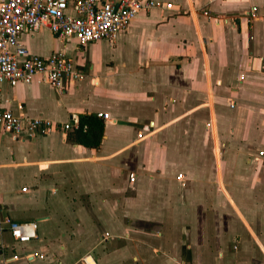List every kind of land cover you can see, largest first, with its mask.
Returning a JSON list of instances; mask_svg holds the SVG:
<instances>
[{"label":"crops","instance_id":"1","mask_svg":"<svg viewBox=\"0 0 264 264\" xmlns=\"http://www.w3.org/2000/svg\"><path fill=\"white\" fill-rule=\"evenodd\" d=\"M156 1L172 9L138 15L114 44L130 46L132 59L95 68L77 59L83 46L74 40L47 29L22 36L34 54L63 50L84 77L61 93L38 78L4 84L2 105L58 123L98 112L111 120L98 148L67 140L75 122L34 138L0 131V264H264V0ZM251 6L254 20L245 15ZM229 110L240 117L224 118ZM190 126L193 140L184 139ZM230 126L238 134L229 145ZM198 135L202 146L213 143V166ZM176 160L187 171L169 181ZM189 174L177 198L176 182ZM216 174L217 185L208 182ZM231 174L256 176L226 182ZM211 191L218 200H202ZM224 216L242 235L235 251ZM10 221L36 223L35 237L15 242Z\"/></svg>","mask_w":264,"mask_h":264},{"label":"built area","instance_id":"2","mask_svg":"<svg viewBox=\"0 0 264 264\" xmlns=\"http://www.w3.org/2000/svg\"><path fill=\"white\" fill-rule=\"evenodd\" d=\"M154 8L172 9V3L156 0H0V88L4 84L10 87L30 85L38 78L61 93L84 77L74 59L63 50L52 51L46 56L30 52L21 42L24 34L47 29L54 37L65 42L74 40L83 47L102 40L114 46L118 35L134 18ZM257 12V6H251L245 15L254 20L258 18ZM214 20L218 23L216 18ZM97 117L111 120L107 113L98 112ZM72 122L78 125L77 115H72L71 121L65 123L16 115L0 101V131L3 133L34 138L70 130ZM259 155L264 158V151H259ZM182 177V174L177 176L178 180ZM135 179L136 174L130 173L129 182L132 184ZM7 229L15 242L27 243L35 237L37 225L10 221Z\"/></svg>","mask_w":264,"mask_h":264},{"label":"rangeland","instance_id":"3","mask_svg":"<svg viewBox=\"0 0 264 264\" xmlns=\"http://www.w3.org/2000/svg\"><path fill=\"white\" fill-rule=\"evenodd\" d=\"M102 40V45H96L94 43L90 44V45H87L83 48L79 47L78 49V54H77V59L84 62V64L89 65V64H93L94 67L96 68L99 64V61H102V62H110V61H117V59H120L122 57L125 56V58H127L128 56L132 59L134 57L133 55V50L130 49L131 47L130 46H127L125 48V51H123L122 49V42H119L117 43L115 46H111L110 44H108L106 41ZM97 43V42H96ZM115 48V49H114ZM131 51V52H130ZM96 70V69H95ZM93 70V71H95ZM240 112H236L234 110H229V112H224V118L227 117V118H231L233 120H236L240 117ZM195 116L197 117V119H199L200 121L203 120V117L205 116L204 112H199V113H196ZM221 123L219 124V128H218V133H219V137L220 136H224V129L225 127H220ZM193 129H201V126H199L197 128L194 127ZM233 129H236V128H232L231 126L227 128V131H228V134L231 136L229 138V141L227 142L229 145L231 143V141L233 140L234 137L237 138V132L235 133H232V130ZM192 130V126H190L188 128V134H185V138H188V139H195L194 135L193 134H190V131ZM218 137V138H219ZM203 138L205 139L206 137L202 135L199 136H196V142L197 143V147H203V150L205 151V155H207V158H205V161L204 162H208V163H211L212 166L215 162V159L213 158L212 155H210L211 153V148L213 146V143L211 140H209V142L205 143L206 145L205 146H202L203 142ZM222 141H223V138H221ZM239 139V138H238ZM233 145H231L232 147ZM261 148V147H260ZM224 149V148H223ZM203 160H201L202 162ZM241 161V160H240ZM169 173H168V177L170 178L169 181L171 180V178H174V176L176 175L177 172H186L187 171V167L184 166V165H181L177 160L174 161V162H170L169 164ZM240 168V167H239ZM264 169V168H262ZM245 173H251L250 171H247ZM175 174V175H174ZM260 174V177H263V180H264V172H261L259 173ZM189 176V181H187L184 185L182 184H179L176 182V190H175V193L177 192V198H179L180 196L182 197L183 195V191L186 190V188H188L190 186V183L193 181V179L195 178L194 176L192 175H188ZM256 175H250V174H246L244 176H234V175H227V176H224V179L226 182H230V181H237V182H246V183H252L254 181V177ZM208 177V182H211L212 184L215 183L217 185V174L216 175H213V176H207ZM208 196V195H207ZM202 200H210V201H216L218 200V196L215 195V193L213 191H211L210 195L208 197H205L203 199L202 197ZM213 212L211 213H207V214H203V218L205 219V217H207L208 219L210 218H214L212 217L213 216ZM225 214V213H224ZM222 214V215H224ZM229 214V213H228ZM221 215V216H222ZM230 215V214H229ZM220 216V217H221ZM199 217L202 218V213H199ZM202 218V219H203ZM223 220V218H221ZM191 223V222H190ZM223 223L225 224L226 228H227V234H229L228 236V241H227V247L230 248L231 250L235 251L233 249V247H240L241 246V240L240 238L236 239V240H233L234 237H238L239 235H241L239 231L233 229V224H232V219L229 217V216H224V220H223ZM189 224V223H188ZM210 228H211V231L214 230V225L212 223H210ZM186 231V230H185ZM239 234V235H238ZM236 235V236H235ZM242 236V235H241Z\"/></svg>","mask_w":264,"mask_h":264},{"label":"trees","instance_id":"4","mask_svg":"<svg viewBox=\"0 0 264 264\" xmlns=\"http://www.w3.org/2000/svg\"><path fill=\"white\" fill-rule=\"evenodd\" d=\"M104 122L92 114L79 116V123L73 130L68 131L67 140L72 144L98 148L103 136Z\"/></svg>","mask_w":264,"mask_h":264}]
</instances>
